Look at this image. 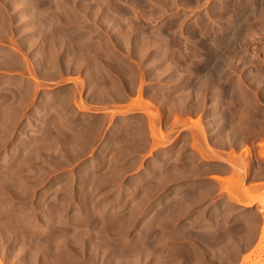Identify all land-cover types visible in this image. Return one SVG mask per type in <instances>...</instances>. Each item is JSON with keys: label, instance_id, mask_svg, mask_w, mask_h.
Here are the masks:
<instances>
[{"label": "rangeland", "instance_id": "1", "mask_svg": "<svg viewBox=\"0 0 264 264\" xmlns=\"http://www.w3.org/2000/svg\"><path fill=\"white\" fill-rule=\"evenodd\" d=\"M256 1L0 0L1 264H264Z\"/></svg>", "mask_w": 264, "mask_h": 264}, {"label": "bare ground", "instance_id": "2", "mask_svg": "<svg viewBox=\"0 0 264 264\" xmlns=\"http://www.w3.org/2000/svg\"><path fill=\"white\" fill-rule=\"evenodd\" d=\"M232 1H233V0H232ZM262 1H263V0H257L255 3H257V2H260V3H261ZM136 2H137V1H136ZM138 2H139V1H138ZM223 2H224V1H223ZM247 2H248V1H247ZM252 2H253V1H252ZM252 2H250V3H252ZM140 4H142V3H140ZM240 4H241V3H240ZM243 5H244V4H243ZM245 5H247V4H245ZM245 5H244V6H245ZM138 6H139V5H138ZM142 6H143V5H142ZM229 6H230V4H229ZM248 6H249V5H248ZM251 6H252V5H251ZM254 6H256V4H255ZM254 6H253V7H254ZM249 7H250V6H249ZM249 7H248V8L245 7V8H242V9H243L244 11H246L247 9H249ZM261 7H262V6H261ZM261 7H260V8H261ZM223 8H224V7H223ZM226 8H227V7H226ZM251 8H252V7H251ZM258 8H259V7H258ZM138 9H139V8H138ZM143 9H145V8H143ZM240 9H241V8H240ZM140 10H141V9H140ZM217 10H218V9H217ZM237 10H239V9H237ZM237 10H236V11H237ZM253 10H254V8H253ZM256 10H257V9H256ZM230 11H231V10H230ZM230 11H229V12H230ZM250 11H252V10H250ZM254 11H255V10H254ZM257 11L259 12L260 10H257ZM218 12H219V11H218ZM32 13H33V12H32ZM142 13H143V12H142ZM155 13H156V12H155ZM221 13H222V12H221ZM239 13H240V12H239ZM261 13H262V12H261ZM145 14H146V13H145ZM145 14H144V15H145ZM223 14H224V13H223ZM225 14H226V13H225ZM225 14H224V15H225ZM236 14H237V13H236ZM256 14H257V13H256ZM256 14H255V15H256ZM259 14H260V12H259ZM141 15H142V14H141ZM147 15H148V14H147ZM239 15H240V14L235 15L236 18L234 19V21L232 20L233 23L230 22V24H233V28H231V30H234V31L237 32L236 35L234 34V33H236V32L233 33V34H234L235 36H237V37H238V36H241V34H243L241 31H242V29H244V28H242V27H243V25L245 24V22L247 23V21H245L244 19H248V18L252 17V16L249 17V15H248L247 18L244 17V19H242L243 17H241V16H239ZM251 15H252V14H251ZM257 15H258V14H257ZM261 15H263V13H262ZM261 15H260V16H261ZM209 16H210V15H209ZM260 16H259V17H260ZM129 17H130V16H129ZM259 17H258V18H259ZM262 17H263V16H262ZM39 18H40V17H39ZM142 18H143V17H142ZM227 18H228V17H227ZM213 19H214V17H213ZM254 19H255V18H254ZM262 19H263V18H262ZM128 20H129V19H128ZM132 20H133V19H132ZM211 20H212V19H211ZM248 20H249V19H248ZM255 20H257V17H256ZM260 20H261V19H260ZM263 20H264V19H263ZM230 21H231V20H230ZM253 21H254V20H253ZM258 21H259V20H258ZM258 21H256V22H258ZM216 22H217V21H216ZM228 22H229V20H228ZM248 23H250V21H249ZM252 23H253V22H252ZM226 24H227V23H226ZM250 24H251V23H250ZM254 24H255V21H254ZM245 25L247 26L248 24H245ZM257 25H259V24H256L255 26H257ZM118 26H121V25H118ZM246 26H245V27H246ZM251 26H253V25H251ZM255 26H254V29H255ZM260 26H261V25H260ZM198 27H199V26H198ZM118 28H119V27H118ZM225 28H226V26H225ZM250 28H253V27H250ZM246 29H247V28H246ZM257 29H258V26H257V28H256L255 30L258 31L259 29H258V30H257ZM128 30H129V29H128ZM128 30H127V31H128ZM130 30H131V29H130ZM135 30H136V29H135ZM198 30H199V29H198ZM248 30H249V29H248ZM248 30H246V33H247ZM255 30H254V31H251V32L254 33ZM132 31H133V30H132ZM136 31H137V30H136ZM200 31H201V30H200ZM205 31H206V30H205ZM244 31H245V29H244ZM118 32H119V31H118ZM120 32H121V30H120ZM134 32H135V31H134ZM206 32H208V31H206ZM206 32H205V33H206ZM248 32H249V31H248ZM126 33H128V32H126ZM126 33H125V35H126ZM139 33H140V32H139ZM139 33H138V34H139ZM202 33H203V32H202ZM246 33H245V34H246ZM192 34H193V33H192ZM196 34H197V33H196ZM222 34H224V32H222ZM231 34H232V33H231ZM248 34H249V33H248ZM123 35H124V33H123ZM140 35H141V34H140ZM251 35H252V33H251ZM126 36H127V35H126ZM133 36H134V35H133ZM133 36H132V37H133ZM206 36H207V35H206ZM209 36H210V35H209ZM220 36H222V35H220ZM220 36H219V37H220ZM225 36H226V35H225ZM225 36H223V37H225ZM231 36H233V35H231ZM243 36H245V35L243 34L242 37H243ZM118 37H119V36H118ZM219 37H218V38H219ZM226 37H230V35H229V36H226ZM247 37H248V36H247ZM124 38H125V37H124ZM239 38H240V37H239ZM117 39H118V38H117ZM146 39H147V38H146ZM219 39H221V38H219ZM240 39H241V38H240ZM125 40H126V39H125ZM201 40H202V39H201ZM209 40H210V39H209ZM222 40H223V38H222ZM224 40H225V39H224ZM233 40H234V38L232 39L231 42H228L227 44L232 43V42H235V41H233ZM235 40H236V38H235ZM238 40H239V39H238ZM241 40H242V39H241ZM227 41H228V39H227ZM205 42H206V41L204 40V43H205ZM213 42H214V41H213ZM218 42H219V41H218ZM221 42H222V41L220 40L219 43H221ZM225 42H226V41H225ZM134 43H135V42H134ZM204 43H203V44H204ZM211 43H212V42H211ZM219 43H217V46H219V45H218ZM237 43H238V42H237ZM237 43H235V44L237 45ZM197 44H198V43H197ZM203 44H201V45L204 47ZM209 44H210L209 42H208V44H205V47H207V45L209 46ZM221 44H222V43H221ZM225 44H226V43H225ZM225 44H224V45H225ZM227 44H226V45H227ZM242 44H243V42H242ZM212 45H213V43H212ZM230 45H231V44H230ZM230 45H229V47H230ZM215 46H216V45H215ZM241 46H242V45H241ZM147 47H149V46H147ZM203 47H202V48H203ZM222 47H224V46H222ZM227 47H228V46H227ZM135 48H136V47H135ZM183 48H184V47H183ZM210 48H211V46H210L209 48L207 47L206 49H210ZM232 48H233V45H232ZM236 48H238V46H237ZM199 49H200V48H199ZM203 49H204V48H203ZM206 49H204V50H206ZM221 49H222V48H221ZM131 50H132V49H131ZM191 50H192V49H191ZM191 50H190V52H191ZM211 50H212V48H211ZM214 50H215V49H214ZM214 50H213V52H214ZM216 50H218V49H216ZM216 50H215V51H216ZM223 50H224V49H223ZM184 51H185V50H184ZM188 51H189V50H188ZM224 51H225V50H224ZM227 51H229V50H226L225 52H227ZM194 52H195V51H194ZM210 52H211V51H210ZM210 52L207 51V53H208V56H207V57H209V53H210ZM213 52H212V53H213ZM222 52H223V51L221 50V53H222ZM225 52H223V53H225ZM180 53H181V52H180ZM183 53H184V52H183ZM191 53H192V52H191ZM212 53H210V54H212ZM215 53H219V54H220L219 51H217V52H215ZM215 53H214V54H215ZM228 53H229V52H228ZM203 54H204V53H203ZM219 54H217V56H218ZM235 54H236V53H235ZM238 54H239V53H238ZM163 55H164V54H163ZM220 55H221V54H220ZM196 56H197V55H196ZM205 56H206V55H205ZM214 56H216V55H214ZM197 57H199V56H197ZM210 57H211V56H210ZM225 57H226V56H225ZM238 57H239V56H238ZM163 58H164V57H163ZM203 58H204V57H203ZM215 58H216V57H215ZM219 58H220V57H219ZM239 58H240V57H239ZM216 59H218V58H216ZM216 59H215V60H216ZM227 59H229V58H227ZM227 59H226V60H227ZM211 60H212V59H211ZM211 60H210L209 62H211ZM213 60H214V59H213ZM222 60H224V58H223ZM203 61H204V60H203ZM212 62H213V61H212ZM214 62H215V61H214ZM251 62H252V61H251ZM199 63H200V62H199ZM202 64H203V63H202ZM208 64H210V63H208ZM206 65H207V63H206ZM206 65H205V67H206ZM223 65H224V64H223ZM198 66H199V65H198ZM203 66H204V65H203ZM203 66H202V67H203ZM208 66H209V65H208ZM210 66H211V65H210ZM220 66H221V65H220ZM213 67H214V66H213ZM216 67H217V66H216ZM225 67H226V66H225ZM209 68H210V67H209ZM211 68H212V67H211ZM214 69H215V68H214ZM214 69H210V70L213 72ZM200 70H201V69H200ZM208 70H209V69H208ZM255 70H256V69H255ZM206 71H207V70H206ZM215 71H217V70H215ZM222 71H223V70H222ZM212 72H211V73H212ZM219 72H221V71H219ZM205 73H207V72H205ZM208 73H209V72H208ZM208 73H207V74H208ZM211 73H210V75H211ZM222 73H223V72H222ZM213 74H214V72H213ZM213 74H212V75H213ZM256 74H257V73H256ZM208 75H209V74H208ZM218 75H219V74H218ZM221 75H223V74H221ZM253 76H254V74H253ZM257 76H258V75H257ZM207 77H208V76H207ZM209 77H210V76H209ZM214 77H215V75H214ZM211 78H213V76H212ZM208 79H209V78H208ZM214 79H215V78H214ZM203 80H204V79H203ZM210 80H211V79H210ZM210 80H209V81H210ZM212 80H213V79H212ZM215 80H216V79H215ZM259 80H260V79H259ZM259 80H258V81H259ZM205 81H206V80H205ZM216 82H217V81H216ZM204 85H205V84H204ZM210 86H211V85H210ZM213 86H215V85H213ZM220 88H221V87H220ZM222 90H223V89H222ZM213 91H214V90H213ZM213 91H212V92H213ZM228 91H229V90H228ZM231 91H232V90H231ZM222 93H223V91H222ZM227 93H228V92H227ZM227 93L225 92V94H227ZM230 94H231V93H230ZM230 94H229V96H230ZM226 96H227V95H226ZM229 96H227V97H229ZM236 96H237V95H236ZM140 97H141V96H140ZM140 97H138V98L140 99ZM214 97H215V96H214ZM232 97H233V96H232ZM218 99H219V98H218ZM220 99H221V98H220ZM235 99H236V97H235ZM136 100H137V98H136ZM213 100H214V99H213ZM138 101H139V100H138ZM215 101H216V100H215ZM215 101L213 102V104L216 103ZM227 101H229V100H227ZM140 102H141V100H140ZM140 102H139V104H140ZM222 102H223V101H222ZM143 103H145V102H143ZM143 103H142V104H143ZM239 103H240V102H239ZM145 104H146V103H145ZM146 105H149V104H146ZM216 105H217V104H215V106H214L215 108H216ZM150 106H151V105H150ZM143 107H144V106H143ZM145 107H146V106H145ZM233 107H234V106H233ZM151 108H152V107H151ZM239 109H240V108H239ZM236 111H237V110H236ZM90 112H91V111H90ZM230 113H231V112H230ZM126 114H127V113H126ZM228 114H229V113H228ZM124 115H125V113H124ZM197 129H198V128H197ZM245 151H246V150H245ZM258 155H259V157H261V158L263 157V159H264V152H261V151H260V153H259ZM223 161H224V160H223ZM240 174H241V173H240ZM242 174H244L243 171H242ZM240 179H241V178H240ZM235 195H236V194H235ZM236 196H237V195H236ZM237 198H238V196H237ZM230 199H231V198H230ZM233 199H234V198H233ZM233 199H232V200H233ZM232 200H231V201H232ZM234 200H235V199H234ZM231 201H230V202H231ZM243 203H244V202L241 203V200H240V202L237 201V205H240V204H243ZM246 204H247V203H246ZM0 264H1V262H0Z\"/></svg>", "mask_w": 264, "mask_h": 264}, {"label": "crops", "instance_id": "3", "mask_svg": "<svg viewBox=\"0 0 264 264\" xmlns=\"http://www.w3.org/2000/svg\"><path fill=\"white\" fill-rule=\"evenodd\" d=\"M1 64H2V60L0 61V65ZM72 84H73V81H64V82H61L57 85H54V86H51L50 88H48L51 91V98H50L51 108H52V110L54 109L58 115L59 114L61 116L63 115V111H64L63 108L65 107V102H64V98L62 96V93H63V91H67L69 88L68 86L72 85ZM114 116L125 118L127 115L118 114V110H115ZM126 152H128V150ZM248 185L251 186L252 188H255V189L259 188L260 189V188L264 187V178L260 179L259 181L254 182V183L250 182ZM229 198H231L230 200L233 199L231 196ZM236 199L237 200H247L248 197H245L244 195H239L238 198L236 196ZM232 201H235V200L233 199ZM253 201H255V200L253 199ZM253 204L255 206H257L256 202H253ZM237 206H240V205H237Z\"/></svg>", "mask_w": 264, "mask_h": 264}]
</instances>
